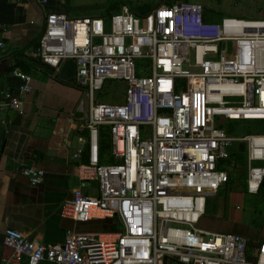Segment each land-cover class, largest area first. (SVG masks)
<instances>
[{
    "label": "built area",
    "instance_id": "1",
    "mask_svg": "<svg viewBox=\"0 0 264 264\" xmlns=\"http://www.w3.org/2000/svg\"><path fill=\"white\" fill-rule=\"evenodd\" d=\"M56 1L62 9L69 2ZM205 12L202 4L179 1L144 16L126 5L108 17L45 14L29 57L55 74L74 61L76 85L87 98L76 110L88 136L72 156H86L77 165L82 187L61 216L75 224L112 220L117 230L71 231L64 243L45 245L7 229V264H264V243L251 251L243 235L201 225L208 200L231 184L232 148L246 146L247 194L264 185V134L233 136L217 121L264 120V20H209ZM1 31L0 22V56ZM13 75L22 82L21 97L5 95L3 116L22 115L23 96L33 91L30 75ZM111 85L126 86L123 100L98 102ZM103 127L111 136L105 162ZM17 170L35 187L46 175L36 167ZM92 184L95 195L84 191Z\"/></svg>",
    "mask_w": 264,
    "mask_h": 264
},
{
    "label": "crops",
    "instance_id": "2",
    "mask_svg": "<svg viewBox=\"0 0 264 264\" xmlns=\"http://www.w3.org/2000/svg\"><path fill=\"white\" fill-rule=\"evenodd\" d=\"M99 1L77 6L69 0L63 9L56 0H48L43 8L36 0H3L0 5L1 33L6 43L0 56V103L8 92L14 98L21 97L19 89L22 82L13 75L15 70L30 75L33 85V91L23 96L25 104L20 126H13L8 114L0 115V120L7 119L6 125L0 121V151L5 144L0 162V264L13 259V251L4 242L7 229L22 232L31 242L54 245L64 243L71 231L108 232L100 231L102 227L98 223L110 221V225L115 224L112 220L75 224L62 218L63 204L82 187L77 165L85 162L86 156L77 161L72 157L81 147L79 138L88 136V130H81L83 116L76 110L82 92L76 84L61 80L58 74L29 57L38 44L45 14L64 10L72 18L108 16L109 2ZM128 5L137 10L154 7L148 0ZM104 9L106 12H101ZM261 16L264 20V13ZM8 55L12 56L7 58ZM19 62L25 65L16 67ZM66 142L71 144L70 147ZM22 167L45 170L43 183L32 186L28 178L17 170ZM263 188L264 185L258 195L252 196L264 195ZM84 191L95 195L96 185L84 187ZM225 214L228 217V212ZM257 216V220L250 224L234 223L232 218L225 227L243 235L258 248L264 243V214Z\"/></svg>",
    "mask_w": 264,
    "mask_h": 264
},
{
    "label": "rangeland",
    "instance_id": "3",
    "mask_svg": "<svg viewBox=\"0 0 264 264\" xmlns=\"http://www.w3.org/2000/svg\"><path fill=\"white\" fill-rule=\"evenodd\" d=\"M97 2H89V0H72L73 5H84L87 3H100L99 0H93ZM129 1V2H122ZM142 0H102L103 3L109 2V13L108 16L120 11V9L128 3L132 2H140ZM152 6L157 7L159 5H171L173 3L179 1H190L193 3H199L206 7L207 9V19L209 20H221L222 18L234 17L239 19L246 20H261L264 13V0H148ZM127 3V4H126ZM128 7L134 12V6L128 5ZM151 7V8H154ZM149 8V7H148ZM101 12L105 13L106 10H101ZM111 13V14H110ZM80 14V13H79ZM105 16V17H108ZM232 53L234 51L233 46ZM229 50V49H228ZM140 62L137 63L139 67ZM116 83V82H113ZM119 85V84H118ZM106 86L104 92L97 94L96 98L98 102H105L109 104H117L120 103L124 98V91L126 90V86ZM80 89V88H79ZM81 90V89H80ZM82 92V90H81ZM80 100L87 101V98L84 93L81 94ZM218 123H221V127L226 131H230L229 127H236L242 125V128H234L232 135L233 136H244L251 133H255L256 130L253 128H248L247 126L253 125L254 122H231L224 119H217ZM244 125V126H243ZM233 149V148H232ZM230 161V160H229ZM232 176L231 184L227 187V189L220 192V194L216 197L210 198L208 200V207L206 210V215L203 218L201 225L206 229H213L212 225L214 221H218L216 225L219 223H228L229 220L235 221L234 223H244L250 224L252 221H256L260 214H264L263 207V199L264 195L260 196H252L247 194L246 192V175H242L241 177L237 174H230ZM264 189V188H263ZM262 189V190H263ZM240 207L241 209H237ZM225 212H228V217L225 216ZM229 218V219H228ZM110 221H105L98 223L99 226L107 228L110 225ZM232 225V223H231ZM223 228L221 227V229ZM225 230V229H224ZM105 231V230H104ZM107 231V230H106ZM230 231V230H229ZM225 232V231H224ZM260 242V241H258Z\"/></svg>",
    "mask_w": 264,
    "mask_h": 264
},
{
    "label": "trees",
    "instance_id": "4",
    "mask_svg": "<svg viewBox=\"0 0 264 264\" xmlns=\"http://www.w3.org/2000/svg\"><path fill=\"white\" fill-rule=\"evenodd\" d=\"M149 12H151V7H149V8L145 7V8H140L138 10H134V13H137V15H140V16H144V15L148 14ZM206 18H207V16H206ZM24 65H25L24 62H19L15 66L18 67V66H24ZM230 121L231 122H254L253 125L247 126L248 128L250 127V128H253L254 130H256L255 133H251V134H264V120H245V121L230 120ZM237 127L242 128V125L238 124V126H236V127H233V126L229 127L230 131L227 130V132L230 135H232L234 128H237ZM251 134H248V135H251ZM110 144H111L110 131L107 127H103L101 129V141H100L101 150H102V154H103V162L106 161L105 153H106V150L110 147ZM230 163H233L236 167L234 174H237L240 177L242 175H244L245 169L247 166V163H246V146L244 144H239L231 150V162ZM217 223H218V221L213 222V225H212L213 229H211V230H214L217 232H224L225 231L224 233L231 232V231H228L227 228L225 227V225L227 224L226 222L224 224L219 223L218 225H216ZM221 227L223 228V230H219V229H221ZM104 230L105 231L107 230L108 232H113V231H116L117 228H116L115 224H111V225H108L107 228L105 227V229H103V227H102V229L100 231H104ZM254 246L255 245L252 242H250L249 249L251 251L255 250L256 247H254ZM166 263L167 264H175L174 259H167ZM46 264H48V263H46Z\"/></svg>",
    "mask_w": 264,
    "mask_h": 264
},
{
    "label": "water",
    "instance_id": "5",
    "mask_svg": "<svg viewBox=\"0 0 264 264\" xmlns=\"http://www.w3.org/2000/svg\"><path fill=\"white\" fill-rule=\"evenodd\" d=\"M45 22H46V17L44 19V23H43V27H42V31L44 30V26H45ZM23 50L16 52V53H20ZM12 55H8L6 56L7 58L11 57ZM5 57V58H6ZM59 78L69 84H76V64L74 61H68L64 64L63 68L61 69L60 73L58 74ZM8 118L12 121V125L13 126H20L22 123V115L21 114H17L16 111H10L8 113ZM4 148L1 149L0 151V162L2 160V156L4 154V150H5V144L3 146Z\"/></svg>",
    "mask_w": 264,
    "mask_h": 264
}]
</instances>
